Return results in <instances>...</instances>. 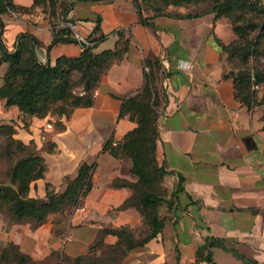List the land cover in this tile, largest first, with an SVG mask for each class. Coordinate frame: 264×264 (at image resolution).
<instances>
[{
	"label": "crops",
	"instance_id": "crops-1",
	"mask_svg": "<svg viewBox=\"0 0 264 264\" xmlns=\"http://www.w3.org/2000/svg\"><path fill=\"white\" fill-rule=\"evenodd\" d=\"M66 0H58V5ZM67 19L77 25L76 33L87 38L97 20L107 35L96 52L116 46L118 30H127L130 48L125 58L105 74L94 93L91 107L76 108L70 117H29L17 137L35 144L45 159V177L31 184L29 196L47 200V184L62 192L67 181L78 175L82 164L97 163L92 189L84 197L86 215L54 213L32 229L14 222L8 239L27 254L38 258L48 250L62 247L65 230L70 233L66 253L81 256L97 244L95 254L118 247L119 237L106 229L127 227L135 235L145 225L144 216L133 206L119 209L129 200L137 182L129 158L103 152L109 140L122 144L137 126L129 115L120 116L123 99L137 94L145 85L146 58H159L163 73L158 107L159 146L157 158L167 173L163 185L165 200L159 216L164 228L143 247L131 250L122 264H264V120L260 107L249 108L235 95L229 54L218 40L234 43L238 35L231 25L214 16L177 19L152 17L154 26L139 23L134 0H68ZM26 10L12 11L6 20V40L12 47L19 34L28 32L38 41L37 53L43 62L56 64L62 56L78 57L79 43L53 40L49 3L13 0ZM21 114L18 107H10ZM119 181L123 185L116 186ZM22 225V226H21ZM69 230V231H68ZM62 235V234H61ZM215 241L213 262L199 261L198 251L207 241ZM30 244L35 249H28ZM48 244L43 252L41 249ZM39 248V249H38ZM208 252L205 251V255Z\"/></svg>",
	"mask_w": 264,
	"mask_h": 264
},
{
	"label": "trees",
	"instance_id": "trees-1",
	"mask_svg": "<svg viewBox=\"0 0 264 264\" xmlns=\"http://www.w3.org/2000/svg\"><path fill=\"white\" fill-rule=\"evenodd\" d=\"M138 10L139 23L145 26H154L150 21L152 17L145 16L139 0H134ZM190 2V0H176L172 4ZM51 7V15L59 13L60 22L63 25H52L53 40L48 46V51L58 43H79L82 52L78 57L62 56L57 59L56 64L50 61L43 62L38 53V39L24 32L17 36L14 48L9 49L4 41L6 31V20L4 16L15 10H26L17 7L13 0H0V67L5 65L3 83L0 85V101L6 108L16 106L21 113L28 117L45 118L48 115L57 117L56 125L62 126L60 116L70 117L76 108L91 107L94 104V93L102 77L117 62L123 60L130 48V35L127 30H118V40L115 48L96 52L97 45L107 38V35L95 34L101 29V18L97 20L94 33L86 38L87 43L80 42L73 30L66 25L72 22L66 17L71 9V3L66 0L58 5V0H35V5L47 4ZM253 12L264 16V0H215L211 12L214 14V22L221 17H228L230 25L238 35V39L226 45L218 40L222 50L229 54L232 59L237 53L242 60L248 61L251 56L258 53V47L262 40V34L255 39H249L251 31L259 28L264 33V23L247 21L243 25L235 24L240 20L241 12ZM155 16H167L177 19L200 18L205 15L193 14H161L153 13ZM237 14V15H235ZM240 40H243L241 43ZM145 85L135 95L123 99L120 116L129 115L137 122V126L128 132L122 144L114 145L109 140L103 148V152L109 151L114 156L121 152L122 156L129 158L132 162L131 172L137 177V182L130 184L134 190L133 196L127 200L119 209L128 206L135 207L143 216L149 233L144 238H137L127 227L106 229V233H112L119 237L118 247L122 258L138 247L154 239L164 228L165 221L159 216V208L166 196L163 185L166 169L159 164L157 151L159 146L158 107L160 105V83L163 73L162 61L159 58H146ZM75 73L79 78H75ZM225 78H233L235 84L236 98L249 108L256 107L258 101L253 87L264 84V71L248 70L230 71L224 74ZM81 85L82 92L76 93L75 87ZM59 108V111H56ZM12 128V125H9ZM14 133V131H13ZM15 146L25 156L22 157L10 170L9 177L16 186L12 184L0 185V212L9 215L14 222H34L37 226L47 221L54 213H63L73 210L78 205L81 197H85L92 189V174L97 163H84L81 165L78 175L67 181L64 191L57 192L47 184V200H38L30 197L31 184L45 177L47 165L45 159L39 155L37 148L26 144L20 139H15ZM116 186L123 185L117 181ZM18 250L19 246L11 242ZM215 241H207L198 251V260L213 262L212 248ZM95 249L92 247L90 252ZM205 251L208 253L205 255ZM95 252V251H94ZM22 254V253H21ZM90 255V253L88 254ZM86 255V256H88ZM23 259L27 258L22 254ZM85 256H77L76 260H82ZM105 261L110 264L109 256ZM103 260L89 261V264H104ZM182 264L179 260L176 263ZM215 264V263H213Z\"/></svg>",
	"mask_w": 264,
	"mask_h": 264
},
{
	"label": "rangeland",
	"instance_id": "rangeland-1",
	"mask_svg": "<svg viewBox=\"0 0 264 264\" xmlns=\"http://www.w3.org/2000/svg\"><path fill=\"white\" fill-rule=\"evenodd\" d=\"M142 6V9L149 13H161V14H183L186 15L188 13L197 14L200 13L202 15L208 14L212 11L215 0H190V2L181 3L180 5L172 4L176 0H139ZM241 11H238L239 14ZM214 16V14H210ZM237 15V14H235ZM206 16V15H205ZM7 17L13 18L14 15L12 12H8L4 19ZM241 19L236 21L235 24L243 25L247 21L251 20L253 22L259 23L262 25L264 23V16L253 13V12H241ZM61 19V17H60ZM220 20L230 22L228 17H221ZM230 24V23H229ZM7 25V24H6ZM7 29V28H6ZM6 32V31H5ZM259 34H262L263 38L258 47V53L251 56L248 61L242 60L240 55L237 53L231 60V65L233 67V71L237 72L240 70H248L251 73L256 71H264V33L261 28L251 31L249 35V39H255ZM4 41L7 43L6 35L4 34ZM242 43L243 40H240ZM8 45V44H7ZM9 49L12 50L14 45ZM6 66L3 65L0 67V85L3 83V75L5 72ZM75 78H79V74L75 73ZM253 91L256 94V99L258 101V107L261 108L263 112V120H264V84H260L258 87L254 86ZM76 93L82 92V86L78 85L75 87ZM56 111H59V108H56ZM29 117L23 113L19 114L16 110H10V108H6L4 103L0 101V185L2 184H12L16 186L12 182L9 177V172L12 167L25 156L19 148H17L15 144V139H19L17 134H19V129L23 130L26 128L23 124H28ZM9 125H12L10 128ZM14 131V133H13ZM35 144L32 143V148H35ZM162 205V204H161ZM160 210V208H159ZM68 214L75 215L74 209L69 210ZM23 227L30 225L32 229H35L37 225L34 222H21ZM14 221H12L6 213L0 212V264H89L90 260L100 261L103 260L102 263L106 264L105 261L109 256L112 257L110 264H122V253L119 248L114 250H106L102 253L101 256H97L95 254V250L92 252H88L83 254L85 256L82 260H76V257H72L66 253V244L69 242L70 233L65 234V230L61 231L60 236H62V247L59 250H48V255L44 258H38L32 256L33 254H27L23 250H18L15 246L11 244V241L8 239L9 229L13 227ZM21 225V226H22ZM69 231V230H68ZM139 231V232H138ZM138 232L137 238H144L149 233L148 227L145 224L143 227L136 230ZM62 234V235H61ZM96 248L97 244H93L91 248ZM48 248V244L45 245L41 250L45 252V249ZM90 248V250H91ZM28 249H35V245L30 244ZM39 249V248H38ZM26 255L27 258L23 259L22 254ZM90 253V255H88ZM88 255V256H86Z\"/></svg>",
	"mask_w": 264,
	"mask_h": 264
},
{
	"label": "built area",
	"instance_id": "built-area-1",
	"mask_svg": "<svg viewBox=\"0 0 264 264\" xmlns=\"http://www.w3.org/2000/svg\"><path fill=\"white\" fill-rule=\"evenodd\" d=\"M89 1H98V0H89ZM66 25L69 26L73 30V32H74L76 38L78 39V41L87 43L86 38H83L79 34L76 33L77 25L75 23L67 22ZM117 144L118 143H115V145H117ZM83 199H84V197H81L78 205L74 209V214L77 215V216H82L83 217L88 212V207L85 204Z\"/></svg>",
	"mask_w": 264,
	"mask_h": 264
}]
</instances>
